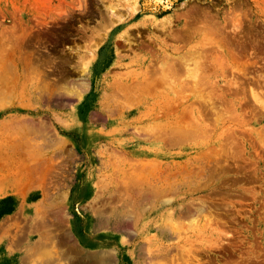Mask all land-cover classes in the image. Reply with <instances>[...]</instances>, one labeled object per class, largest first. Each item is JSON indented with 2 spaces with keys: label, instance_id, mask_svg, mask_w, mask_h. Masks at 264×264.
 Returning a JSON list of instances; mask_svg holds the SVG:
<instances>
[{
  "label": "rangeland",
  "instance_id": "rangeland-1",
  "mask_svg": "<svg viewBox=\"0 0 264 264\" xmlns=\"http://www.w3.org/2000/svg\"><path fill=\"white\" fill-rule=\"evenodd\" d=\"M0 152V264H264V0H0Z\"/></svg>",
  "mask_w": 264,
  "mask_h": 264
},
{
  "label": "bare ground",
  "instance_id": "bare-ground-1",
  "mask_svg": "<svg viewBox=\"0 0 264 264\" xmlns=\"http://www.w3.org/2000/svg\"><path fill=\"white\" fill-rule=\"evenodd\" d=\"M133 9H134V8H133ZM200 55H201V54H200ZM153 59H154V58H153ZM189 59H190V58H189ZM185 60H186V59H185ZM152 61L154 62V60H152ZM171 61H172V59H171ZM171 61H170V63H171ZM176 61H177V59H176ZM186 61H187V60H186ZM200 61H201V60H200ZM182 62H183V61H182ZM193 62H195V61H193ZM193 62H192V63H193ZM190 63H191V62H190ZM192 63H191V64H192ZM154 64H156V62H155ZM154 64H153V65H154ZM159 64H160V63H159ZM172 64H173V63H172ZM172 64H170V65L172 66ZM184 64H185V63L183 62V65H184ZM191 64H190V65H191ZM199 64H201V63H199ZM181 65H182V64H181ZM187 65H188V64H187ZM148 66H149V65H148ZM151 66H152V65H151ZM151 66H150V67H151ZM157 66H158V65H157ZM161 66H162V65H161ZM171 66H170V67H171ZM199 66H201V65H199ZM150 67H149V68H150ZM154 67H155V68H160V65H159L158 67H156V66H154ZM154 67H153V68H154ZM168 67H169V66H168ZM168 67H165V68L167 69ZM170 67H169V69H170ZM181 67H182V66H181ZM151 68H152V67H151ZM153 68L151 69V70H153V73H156V72L159 71L160 73L163 74L164 71L166 72V70H165V68H164L163 66H162L160 69H153ZM171 68H172V67H171ZM169 69H168V71H170ZM178 69H179V68H178ZM185 69L188 70V68H185ZM190 69H191V68H190ZM172 70H173V69H172ZM174 70H175V69H174ZM174 70H173V71H174ZM168 71H167V72H168ZM196 71H197V70H196ZM146 72H147V71H146ZM149 72H150V71H149ZM159 72H158V73H159ZM175 72H176V71H175ZM160 73H159V74H160ZM181 73H182V71H181ZM184 73H185V71H184ZM184 73H183V74H184ZM194 73H197V72H194ZM168 74L171 75V73H168ZM160 75H161V74H160ZM138 76H139V75H138ZM140 76H141V75H140ZM154 76H155V75H154ZM168 76H169V75H168ZM177 76H179V75H177ZM177 76H176L175 79H178ZM183 76H184V75H183ZM158 77H159V76H158ZM173 77H174V76H173ZM135 78H136V77H135ZM138 78H139V77H138ZM138 78H137V79H138ZM152 78H154V77L152 76ZM171 78H172V76H171ZM179 78H180V77H179ZM197 78H198V77H197ZM131 79H132V78H131ZM199 79H201V78H199ZM171 80H172V79H171ZM201 80H202V79H201ZM122 81H123V80H122ZM124 81H125V85L128 87L127 89H129V90H128V92H129L130 89L132 88L131 85H132L133 83L130 82L131 80H130L129 78L125 79ZM137 81H138V82L135 81V85H138V83H141V84H145V86L147 87V86L150 84V82H151V84H154V83H152V81L150 80L149 77L147 78V77H144V76H143V77H140L139 80H137ZM174 81H175V80H174ZM174 81H173V82H174ZM176 81H177V80H176ZM178 81H179V80H178ZM197 81H198V79H197ZM153 82H155V81H153ZM198 82H199V81H198ZM184 83H185V82H184ZM151 84H150V85H151ZM187 84H188V83H187ZM192 84H193V83H192ZM135 85H134V86H135ZM198 85H199V84H198ZM182 86H183V84H182ZM138 88H139V87H138ZM142 88H143V87H142ZM144 88H145V87H144ZM170 88H171V87H170ZM180 88H181V87H180ZM182 88H183V87H182ZM122 89H123V88H122ZM135 89H136V88H135ZM140 89H141V87H140ZM119 90H120V91H118V90L116 89V91H118V92H123V91H121L120 88H119ZM124 90H125V89H124ZM178 90H179V89H178ZM36 91H37V90H36ZM46 91H47V90H46ZM136 91H139V90H136ZM140 91H141V90H140ZM34 92H35V91H34ZM39 92H40V91H39ZM41 92H42V91H41ZM133 92H134V91H133ZM133 92H132V93H133ZM177 92H178V91H177ZM32 93H33V92H32ZM123 93H124V92H123ZM134 93H135V92H134ZM134 93H133V94H134ZM139 93H142V92H139ZM43 94H44V93H43ZM55 94H56V93H55ZM111 94H113V93H111ZM114 94H115V93H114ZM38 95H39V94H38ZM41 95H42V94H41ZM44 95H45V94H44ZM57 95H59V93H58ZM57 95H56V97H59V96H57ZM60 95H61V94H60ZM125 95H126V94H125ZM125 95H124V96H125ZM135 95H137V94H135ZM39 96H40V95H39ZM46 96H47V99H46L47 101L54 100V98L56 99L55 95H53L51 92H48ZM63 96H65V94H64ZM124 96H122V97H124ZM127 96H128V95H127ZM115 97H118V96H115ZM125 97H126V96H125ZM128 97H129V96H128ZM169 97H170V96H169ZM40 99H41V98H40ZM44 99H45V96H44ZM61 99H62V98L59 97L58 100L56 99L57 101H56V100H55V101H56L57 103H59V102H60V103H62V102L64 103L65 100H66V101L68 100V99H66L65 97H64L62 100H61ZM118 99H119V98H118ZM60 100H61V101H60ZM73 100H74V99H72V101H73ZM43 101H44V100H43ZM68 101H69V100H68ZM72 101L69 102V105L72 104ZM44 102H46V101H44ZM56 102H55V103H56ZM47 103H48V102H47ZM70 103H71V104H70ZM67 104H68V103H67ZM113 104H114V103H113ZM62 105H63V104H62ZM208 105H209V104H208ZM211 105H212V103H211ZM62 107H63V106H62ZM69 107H70V106H69ZM156 108H157V107H156ZM103 109H104V108H103ZM106 110H107V109H106ZM210 110H211V109H210ZM110 111H111V110H110ZM77 112H78V110H77V109H74V114H76ZM92 112H93V111H92ZM96 112H97V111H96ZM98 112H99V111H98ZM108 112H109V111H108ZM108 112H107V113H108ZM17 114H18V113H17ZM93 114H94V113H93ZM104 114H105V113H104ZM97 115H99V114L97 113ZM97 115H96V116H97ZM110 115H111V114H109V116H110ZM18 116H19V115H18ZM99 116H100V115H99ZM101 116H102V115H101ZM103 116H104V115H103ZM105 116H106V115H105ZM11 117H13V116H11ZM14 117H15V116H14ZM16 117H17V116H16ZM23 118H24V117H23ZM23 118L21 117L22 121L25 122V120H23ZM94 118L96 119V117H94ZM179 118H180V117H179ZM15 119H16V118H15ZM28 119H29V118H27V121H28ZM89 119H90V118H89ZM99 119H100V118H99ZM6 120H7V119H6ZM17 120H18V119H17ZM33 120H34V119H33ZM93 120H94V119H93ZM178 120H179V119H178ZM8 121H9V120H8ZM11 121H12V120L10 119L9 122H11ZM22 121H21V120H20L19 122L16 121V123H17V124L20 123V122L22 123ZM192 121H193V120H192ZM12 123H14V121L11 122V124H12ZM25 123H26V122H25ZM27 123H28V124H31V125H33V126H35V122H33V121H30V120H29ZM187 123H188V122H187ZM189 123H190V122H189ZM192 123H193V122H192ZM191 126H192V124H191ZM195 126H196V125H195ZM195 126H193V127H195ZM196 127H197V126H196ZM150 129L153 130L152 128H150ZM150 129H149V130H150ZM157 129H158V128H157ZM159 129H160V128H159ZM177 129H178V128H177V126H176L175 130H177ZM181 129H182V128H181ZM181 129H180V130H181ZM185 129H186V128H185ZM123 130H124V129H123ZM127 130H128V129H127ZM129 130H130V129H129ZM146 130H147V129H146ZM160 130H162V129H160ZM183 130H184V128H183ZM193 130H194V129H193ZM133 131H134V130H133ZM147 131H148V130H147ZM147 131H146V132H147ZM154 131H157V130H153V132H154ZM169 131H170V130H169ZM171 131L176 132V134H178L177 131L179 132V130L174 131V130H173V127H172V130H171ZM181 131H182V130H181ZM186 131H188V130H186ZM197 131H198V130H197ZM182 132H184V131H182ZM182 132H181V133H182ZM190 132H191V131H190ZM190 132H189V133H190ZM135 133H136V132H135ZM148 133H149V132H148ZM148 133H145V135H148ZM154 133H155V132H154ZM154 133H150V134H154ZM184 133H187V132H184ZM184 133H183V134H184ZM193 133H194V132H193ZM195 133H196V132H195ZM197 133H198V132H197ZM142 134H143V133H142ZM179 134H180V133H179ZM139 135H140V134H139ZM166 135H168V131H167V132L161 131L160 133L157 134V137H156V138H157L162 144H163V143L165 144L166 142H168L167 140L170 139V138H168V137H165ZM154 136H155V135H154ZM182 136H183V135H182ZM184 136H185V135H184ZM145 137H146V136H145ZM164 137H165V138H164ZM170 137H171V139H172V136H170ZM178 137H179V136H178ZM178 137L176 138V137L174 136V137H173V138H175L174 141H176V140L178 139ZM180 137H181V136H180ZM167 138H168V139H167ZM190 138H191V137H190ZM171 139H170V140H171ZM181 139H182V138H181ZM181 139L179 138V141H178V140H177V141L180 142ZM184 139H187V137L184 138ZM191 139H192V138H191ZM170 140H169V142H170ZM172 140H173V139H172ZM172 140H171L170 143L173 144L174 141L172 142ZM185 141H186V140L183 141V139H182V142H185ZM178 142H177V143L175 142V144H178ZM164 144H163V145H164ZM172 144H170V146H171ZM180 144H181V142H180ZM166 145H167V144H166ZM166 145H164V146H166ZM166 147L168 148V146H166ZM172 147H173V146H172ZM159 149H160V148H159ZM0 153H1V152H0ZM5 154H6V153H5ZM5 154H4V155H5ZM1 156L4 157L3 155H1ZM1 156H0V157H1ZM5 156H6V155H5ZM9 157H10V155H9ZM9 157H6V158H9ZM2 159H3L4 161H6L4 158H2ZM13 159H15V158H13ZM7 162H9V161H7ZM212 162H213V161H212ZM0 163H2V160H1ZM2 164H3V163H2ZM5 165H8V164H5V163H4V166H5ZM182 168H183V167H182ZM181 170H183V169H181ZM181 170H180V171H181ZM25 175H26V174H25ZM26 176H27V175H26ZM164 177H165V176H164ZM26 179H28V177H27ZM176 179H177V178H176ZM171 185H172V184H171ZM165 189H167V188L165 187ZM165 189L162 188V191H164ZM137 191H139V190H137ZM160 191H161V189H160ZM165 192H167V190H166ZM138 193H139V192H138ZM138 193H137V194H138ZM161 193H162V192H161ZM163 193H164V192H163ZM163 193H162V194H163ZM170 194H171V192H170ZM173 195H174V193H173ZM171 197H172V196H171ZM169 198H170V197H169ZM167 200H168V199H167ZM190 204H191V203H190ZM196 204H198V203H196ZM181 205H182V203H181ZM202 205H203V204H202ZM187 206L190 207L189 205H187ZM194 206H195V205H194ZM193 208H194V207H193ZM193 208L191 207V209L189 208V210H193ZM177 210H178V209H177ZM199 211H202V210H199ZM203 211H205V210H203ZM188 212H189V211H188ZM190 212H194V211H190ZM180 213H181V212H180ZM186 213H187V212H186ZM184 214H185V213H184ZM189 214H191V213H189ZM169 216H170V215H169ZM196 216H197V215H196ZM197 217H198V216H197ZM197 217H196V218H197ZM190 218H191V217H190ZM194 220H196V222L198 221V219H194ZM100 221H101V220H100ZM103 222H104V221H103ZM196 222H195V223H196ZM97 225H98V224H97ZM194 226H195V225H194ZM102 255H103V254H102ZM105 255H106V254H105ZM100 257H101V256H100ZM99 259H100V258H99Z\"/></svg>",
  "mask_w": 264,
  "mask_h": 264
},
{
  "label": "crops",
  "instance_id": "crops-1",
  "mask_svg": "<svg viewBox=\"0 0 264 264\" xmlns=\"http://www.w3.org/2000/svg\"><path fill=\"white\" fill-rule=\"evenodd\" d=\"M19 257V256H18Z\"/></svg>",
  "mask_w": 264,
  "mask_h": 264
}]
</instances>
